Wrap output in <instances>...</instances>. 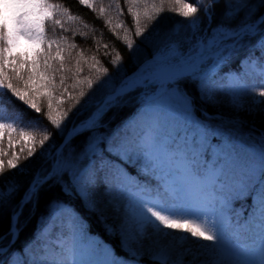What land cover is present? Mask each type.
Wrapping results in <instances>:
<instances>
[{
  "label": "snow or ice",
  "instance_id": "1",
  "mask_svg": "<svg viewBox=\"0 0 264 264\" xmlns=\"http://www.w3.org/2000/svg\"><path fill=\"white\" fill-rule=\"evenodd\" d=\"M79 3L89 8L92 4L89 0H79ZM128 11L133 16L135 35L141 37L148 28V23L155 21L163 12L164 0L160 6L155 3L147 5L146 0H125ZM144 3L143 11L140 4ZM172 3L176 6L172 7ZM222 5L225 10L226 23H221L207 38H201L200 50L195 56L187 58L179 55L174 49L169 55L162 57L156 64L153 78L161 77V83H171L176 85L172 91V100L179 108L181 117L186 127L193 128L201 133L200 148L192 149L187 144L178 143L173 134H162V125L158 113L150 104H145L138 118H134L121 133L114 136L108 146L109 154L123 163H131L140 166L145 176L155 178L156 185L140 184L129 177L121 164L115 160H102L98 169L95 162L82 171L73 172V191L84 202L89 211L98 212L101 221L105 220V208L98 200L96 191L101 172L105 174L106 182L113 186L115 190L128 193V203L125 207L126 230L125 236L128 241V248H124V238H121L122 250L129 251V255L135 257V253L143 246L145 238L155 236L153 243L159 250L162 257L160 264H168L166 257L175 251L179 245H194L197 249L206 250L211 255V259L204 264H264V147L261 148L258 159L256 154L241 166L238 175L232 179L226 178L224 165L216 167L217 161L205 165L202 160L205 151L204 145L207 142V129L194 112V104L186 93L178 87V82L182 79L200 80L201 83L207 78L200 76L201 66L205 60L214 58L218 62L224 58L225 52H234L242 47L245 41H255L264 51V0H196L195 4L188 0H171L169 11L177 13L184 18L193 17L198 10L203 11L206 18L211 19V13L215 6ZM116 6L119 9L118 0ZM61 5L50 4L47 0H0V143L7 134L9 146H13L12 134L30 142L26 148L21 147L20 153L27 152L24 159L33 157L36 153V140L33 132L26 131L25 127L19 126L25 123L24 115L17 112L15 118L9 122L3 115L6 93L5 88L10 90L24 104L35 109L37 113L41 111L35 102L26 97L8 82V77L4 72L5 53L10 52L17 37L23 36L28 40L38 44H47L48 51L42 54L43 70L41 71L33 62V74H39L42 81H47L45 87H55L51 83L53 76L50 73H59L64 70L62 48L57 40H48L45 36V22L51 21L53 25H59V19L54 18V11L60 10ZM65 13L67 9L63 10ZM231 15H227L228 12ZM260 14L257 15V12ZM104 12V8H100ZM243 17L238 23L233 24L240 14ZM141 18L148 23L141 26ZM69 20L74 17L69 16ZM107 23H111L108 21ZM199 19L190 20L188 26L199 27ZM117 24L116 27H121ZM128 49L133 48V41L128 36L127 31L123 37ZM151 39V34L144 36L141 43ZM56 44L55 55L52 53V45ZM75 47V45H70ZM106 48L107 45H104ZM107 55V53H105ZM38 55H41L38 53ZM95 63L99 61L92 58ZM60 60V66L53 67L51 61ZM120 60L117 54L110 61L116 64ZM250 75L259 78L258 88L252 91L261 98H264V62L255 63ZM79 65V60H77ZM14 72L18 69L13 68ZM81 71L79 66L77 72ZM95 90L87 95L83 89L78 96L74 97L76 103H80L78 115L88 113L87 117L79 125H74L70 136H87L81 156L85 160H90L97 155L101 141L94 135L99 127L104 113L120 103L122 97L130 92L136 85L143 83L148 77L134 74L128 80L115 86L112 77L101 80V76L108 72L107 68H97ZM32 76H29V81ZM89 89L93 88V79L84 81ZM60 83H64V77H60ZM240 85L241 91H247L245 82L239 79L236 81ZM264 106V99L258 101ZM7 104L11 105L8 98ZM14 108V105H13ZM47 119L63 133L61 129V118L68 115L67 111L58 112L56 116L52 114V103L49 98ZM94 109V110H93ZM71 109H69L70 111ZM60 117V118H57ZM28 124L37 122L29 121ZM214 134V133H213ZM51 133L45 129L39 145L49 139ZM187 140V138H185ZM52 146L50 145L49 148ZM241 150H246V146L239 145ZM39 153L41 159H46V152ZM6 155L3 148H0V157ZM237 153L233 151L232 156H225L226 161L235 160ZM20 155L15 151L12 157L7 160L8 169H17L15 173L5 176V161L0 159V208L11 204L16 196L23 194L11 214L10 226L7 233L0 236V241L9 236L15 240L18 237L20 228L19 221L23 215L25 207L32 205L33 208L38 203L42 189L53 179H62L69 164L61 160L47 171L39 168L35 172L31 171L29 165L18 166L17 161ZM31 176L27 182V187L21 183L18 177ZM253 200L252 211L248 219L241 225L237 222L233 225V205L239 201ZM51 213L49 217H51ZM106 230L112 232L106 225ZM231 231L232 237L226 239V234ZM82 225L74 219L73 234L71 240L59 239L56 243H48L47 240L34 238L39 248L40 256H35L29 260H13L11 264H125L124 259L115 254L114 249L102 248L100 241H93L87 249L80 248L76 243V236L81 234ZM187 233L194 240L189 239V235H178ZM51 234H49L50 238ZM244 238L248 243H234ZM199 240L211 243L200 244ZM162 241H167L163 243ZM187 251L192 252L189 248ZM6 249L0 247V253H5ZM193 256L197 253H192ZM102 256L103 258H99Z\"/></svg>",
  "mask_w": 264,
  "mask_h": 264
},
{
  "label": "trees",
  "instance_id": "2",
  "mask_svg": "<svg viewBox=\"0 0 264 264\" xmlns=\"http://www.w3.org/2000/svg\"><path fill=\"white\" fill-rule=\"evenodd\" d=\"M47 2L54 5H61V9L56 10L53 13L54 18L59 19L61 23L59 25H53L51 21L45 22L46 38L48 40H57L59 46L63 49L61 56L63 57L64 70L59 73H50V75L53 76L51 83L54 84L55 87H45L44 85L47 81H42L39 74H33L32 69L33 62H36L39 69L41 71L43 70L42 54L48 51L47 44H40V48L38 50H32L30 57L21 56L22 65L19 60L20 54L17 53L14 56L15 58L12 62L13 65L11 67L10 65L4 66V72L8 77V82H11L14 87L30 99L34 91L37 97L33 102H35L41 109V111L37 113L35 109L30 108L27 104H24L16 96H14L10 90L7 88L3 90L7 94L4 98L5 106L16 114L19 112L24 115L25 123L20 124L19 126L25 127L26 131L34 129L36 133H39V136H35L36 153H34L33 157L24 159L27 152L25 150V152L20 153V144L14 148V151L21 157L17 161L18 166L27 164L30 166L32 172H35L39 168H44L49 171L54 161V156L49 157L48 155L46 159H41L37 154L40 148L38 141L42 138L43 131L47 129V131L51 133L49 137H51L53 147H56L61 142L69 126H73L76 123L81 122L88 115V113H84L82 115L77 114L80 108V103H76L73 98L78 96L80 90L83 89L86 96L81 98L82 103V100L87 98V95L91 94L95 90L98 83L94 79L97 74V68H107L108 72L101 76V80L112 77L115 82V86L117 87L123 79L131 75L133 72L142 70L153 57L157 56L167 47L173 46L178 52H184V50L190 46V44L202 33L203 30H206L207 35L210 36L213 29L217 28V26L221 23L227 22L225 10L222 5L214 7L212 13L210 14L211 19L209 20L206 18L204 12L200 10H198L193 17L181 19L176 17L178 14L169 11L171 0H164L163 12L160 13L159 17L155 21L148 23L141 18V26L148 23V28L141 37H137L135 35L133 16L129 13L128 5L125 3V0H118L119 9L116 6V0H89L92 4L91 8L80 4L79 0H47ZM188 2L195 4L196 0H188ZM253 2H258V0H253ZM146 3L149 6L153 3L160 6L161 0H146ZM175 6L176 5L172 3V7ZM101 7L104 8L103 13L100 12ZM139 7L140 10L143 11L145 4L141 3ZM64 9H67L66 13L63 11ZM260 11H264V9H260ZM260 11L257 12V15L260 14ZM175 14V20L173 19L172 21L171 19ZM227 15L230 16L231 12L229 11ZM243 15L244 14L241 13L236 20L232 21V23H238ZM69 16L74 17V19L69 20ZM194 18H198L200 21L198 28L188 26L190 20ZM108 21H111V23H107ZM118 23L122 25L119 28L116 27ZM126 31L128 36L133 41L132 49H128L127 44L123 39H118V37H123L126 34ZM150 34L151 39L147 42L141 43L143 37ZM26 40L29 41L27 38ZM70 45H75V47H70ZM104 45H107V47L105 48ZM56 49L57 45L53 44L51 48L53 55H55ZM38 53L41 55H38ZM105 53H107V55ZM117 54L120 55V60L116 64L110 63L111 59ZM93 57H95V60L99 61V63H95L92 59ZM263 57L264 51L261 50L257 42L245 41L242 47L238 48L236 51L231 53L225 52L222 69L210 76H206L207 78L203 81V83H201L200 80L192 79H182L178 82V86H182L183 90L191 97L192 101L196 103L195 116L202 121L203 124L208 126L217 125L219 133L207 131L208 142H217V146L222 147V144L226 141L233 139L232 141L234 142L236 138V136L224 135H232L233 131H237L239 133L249 131L253 132L254 136H248V138L253 139L258 147H263L264 138L261 137L260 131H263L264 133V127L261 128V125L253 122V125L255 126L253 130L247 127L249 122L243 123V121H239L234 118V120H229V118L232 117L222 114L216 107L213 108L205 97L208 92L217 94H220L221 92H229L245 97L255 94L252 89L254 87L258 88L260 83H258L252 75H250L252 72L250 62L254 60L253 62L258 64ZM77 60H79V65H77ZM51 63L53 67L58 68L61 61L53 60ZM21 66L24 68L22 69ZM78 66L81 69L79 72H77ZM13 68H17L18 71L22 70V73L25 70L29 71V75L32 76V91L25 88L22 89L20 87L18 76L22 73L14 72ZM226 70L243 72L245 74L244 77L246 78L243 82L246 83L248 90L241 91L238 83H234L232 85L224 84L220 73ZM61 76L64 77L63 84L60 83ZM86 78L94 80L92 89H89L87 84L84 82ZM57 90L60 92L59 94L61 100L59 101V104H56L55 106L52 105V114L56 116L57 114L55 115V113L63 111L68 112L66 117L61 118V129H63L62 134H60V130L52 125L47 119V113L49 111V98H51V103L54 104L56 102L54 99L56 97ZM8 98L11 99V105L7 104ZM134 99L136 100V95L134 93L131 95H125L120 100V103L108 109L102 116L99 127L95 131L94 135L102 138L104 135L112 133L120 123L134 113L135 107L138 106V102H134ZM69 109L71 110L69 111ZM200 112H206L208 115L218 114L219 117L202 116V113ZM29 121H38L39 123L38 125L35 123L28 124L27 122ZM178 123L179 122H176V125ZM172 126L175 125L172 124ZM164 128L166 130L172 129L167 123L164 125ZM88 135H90V133L73 136L64 144L59 152V158L61 159L62 154L63 160H69L71 162V166L74 167V170L72 171L70 169L68 172L63 174L62 179H53L46 184L42 189L40 199L34 208L32 205L25 207L24 213L20 217L19 221L20 231L18 237L12 242H10L11 236L3 241H0V247H6V252L0 254V264H3L5 259L12 254L22 257L24 253L36 245L34 238H38L39 229L49 220V214L51 213L50 206L56 201H61L69 205V209L74 212L76 221L82 225V228L85 229L88 234L98 237L100 241L110 246L111 249H114L117 256L127 261L128 258L124 252L120 250L117 240L106 232L104 226H102V223L98 217H96V214L89 211L85 207L84 202H82V200L73 193L71 187L73 184L72 178L74 171H82L84 168L89 167L93 161L96 166L98 160H115L116 163L122 165L129 177L133 178L135 181L140 180L139 177L132 172V170L127 168V166L111 155L104 154L102 156H94L90 160H85L81 156V152ZM186 137L187 136H184L182 139H185ZM106 141L107 136L103 137L101 140L100 145L102 151H105V149L107 151ZM238 141L243 143L248 142L247 139H238ZM53 147L49 152L52 153ZM231 147L233 149L232 151L237 153L234 162H229L224 159L221 163L224 165L226 178L229 180L235 175H238L242 164L250 158V154L240 153L238 143L234 142ZM8 153H11V150H9ZM9 155L11 158L12 154ZM1 159L5 161V176H9L16 172V169L7 168L6 162L9 159L8 157H1ZM237 160H240L241 162ZM18 179H20L24 187H27V182L31 179V176H22L18 177ZM98 184H100L98 189L99 187L109 186L103 172L99 175ZM22 194L23 189L11 204L0 208V236L8 232L11 214L15 208V204L19 202ZM252 204L253 200L251 198L244 201V204L239 212V216L234 220L233 225L237 222L243 225L245 220L248 219L249 213L252 211ZM229 236L232 237L231 231H229ZM246 241L247 240L242 237L238 242ZM143 264L158 263L147 260L143 261Z\"/></svg>",
  "mask_w": 264,
  "mask_h": 264
},
{
  "label": "rangeland",
  "instance_id": "3",
  "mask_svg": "<svg viewBox=\"0 0 264 264\" xmlns=\"http://www.w3.org/2000/svg\"><path fill=\"white\" fill-rule=\"evenodd\" d=\"M176 14L172 17V19H171L172 21H173L174 17L176 16ZM176 17H179L181 19H185L184 17H181L179 15ZM199 37H198V39H196L195 43H193L192 47L190 48V51H195L196 48L201 43V39ZM39 48H40V44H38L34 41H31V40L27 41L26 38L23 36L17 37L14 44L12 45V47L10 49V52L5 53L4 66L10 65V67H11L13 65L12 62L14 61V58H15L14 56L17 53L20 54L19 60L21 62L22 61L21 56L22 57L23 56L30 57L32 50H38ZM166 49H167L166 52L162 51L161 52L162 54L159 53L158 54L159 56H157L155 58V60L144 69L143 74L148 73L150 70L154 69L155 64L162 57L169 55L170 50H172V49L175 50V48L173 46H170ZM175 51L183 57L186 56V54L183 55V54H180L177 50H175ZM188 53H190V52H188ZM160 54L162 56H160ZM253 61L254 60H252L250 62L251 71L254 68ZM262 62H264V57L260 60L259 63H262ZM213 63H214V61L212 62V60L210 59V60H207L205 62V65L207 67H210V66L213 67L212 66ZM21 65H22V62H21ZM21 68L23 69L24 67L21 66ZM18 72L22 73V70L17 71L16 73H18ZM140 72H138L136 74L139 75ZM220 74H221V77L224 81V84H226V85H232V84L236 83V81L238 79L241 82L246 80V78L244 77L245 74L243 72H238V71L234 72V71H227L226 70V71H222ZM29 76H30L29 71L25 70L18 77H19L20 87L22 89L25 88V89L32 91L33 90V88H32L33 83H32V80L29 81ZM252 77L254 79H256L258 83H260L259 78L254 77V76H252ZM174 87H176V85H172V84L167 85V86H163L161 88L157 87L155 85H149L146 88L142 89L138 94H136V100L134 99V102H138V106L135 107L134 113L132 115H130L122 123H120L114 129V131L112 133H109V134L103 136V137L107 136V141H106L107 142V147H106L107 151H106V149H105V151H102L101 145H100V148L97 150L96 156H102L104 154L110 155L109 151H108V146H109L110 140L114 136H116L117 133L122 134V130L125 128V125L128 124L134 118H138V114L141 112V110L145 106V104L149 100H151L155 97H156V99L154 101L149 102L147 104H150L151 107L153 109H155V111L158 113V115L160 117L161 125H162V134H164V135L173 134L176 137V140L178 143L187 144L192 149H199L200 148L201 133L199 131L193 129V128L186 127V125L184 124L183 119H182L181 114H180V110L175 105L174 101L172 100V91H173ZM178 87L180 88V90L182 92L186 93L183 90L182 86H178ZM59 93H60L59 90H57L56 91V97L54 96L55 97L54 100H56V102L54 104H52L54 106L56 104L60 103L59 101L61 99H60ZM31 96L33 97V98L31 97L32 101H34L35 98L37 97V95L34 91H33ZM205 97H206V100L209 102V104L213 108L216 107L217 109H219V111H221L222 114H224L228 117H232V118H229V120L234 118V119H237L239 121H243V123L249 122L247 127H249L250 129H253V130L255 127L253 125V122L261 125L260 126L261 128L264 127V106H262L258 103L259 100L264 99V98H261L256 94H253L249 97H245V96H242L239 94H234V93H229V92H221L220 94L208 92L207 95H205ZM82 102H83V100H82ZM193 104H194V112H195L196 111V103L193 102ZM200 113H202L201 114L202 116L208 117V114L206 112H204V113L200 112ZM56 114L57 113H55V115ZM2 115L9 122H11V120L15 118L16 113L9 110V108L7 106H4V111H3ZM217 116H218V114H217ZM222 119H226V118H222ZM176 122H179V123L176 125ZM166 123L172 129L166 130L164 128V125ZM172 124L175 126H172ZM203 125L207 129V131L219 133L217 125H215V126H208L206 124H203ZM69 127L71 128V126H69ZM67 130H69V128ZM30 132H34L33 133L34 136H39V133H36L34 129H31ZM260 134L262 135L261 137L264 138L263 131H260ZM184 136H187L186 137L187 140L182 139V138H184ZM224 136H236L234 142L238 143L239 145L243 144L246 146V150L240 149V153L241 154H246V153L250 154V157L252 156L253 153H255L256 158L258 159V155H259V152L261 150V147H258L256 145V142L253 141V139L248 138V136H254L253 132L246 131L243 133H239L237 131H233L232 135L228 134V135H224ZM103 137L102 138L97 137V138L101 141L103 139ZM8 139H9V137L6 134L3 137L2 143H0V148H3L4 151L6 152V155L3 157H5V158L8 157L9 159H10L9 154L13 153V151L15 150L14 148L18 144H20L21 147L26 148L27 144L30 143V142L26 141L24 138L19 137L16 133H13L12 134L13 146L10 147L9 143H8ZM238 139L239 140L240 139H247L248 142L243 143V142L238 141ZM230 140L223 143L222 147L217 146V142H215V143H210L208 141L206 142V144L204 145L205 151H204L203 156H202V160L205 162L206 166L209 164H212V162L214 160H216L217 161L216 167H219L221 165V163L224 161L226 155L232 156V153H233L232 150L233 149H232L231 145H233L234 142L232 141L233 139L231 141ZM50 145L53 147V142L51 140V137H49V139L44 142V145H42V146L39 145L40 148H39L37 154L39 155V153L42 150L47 149L48 151L46 152V157L48 155L50 156L51 152H49V151L52 148V147L49 148ZM263 147H264V143H263ZM55 148L56 147H53V150ZM9 150H11V153H8ZM53 150H52V152H53ZM227 152H229V153H227ZM57 158L58 159H56L55 165L61 160L59 158V154L57 155ZM0 159H1V157H0ZM64 161H67L69 164V167H68L66 172H68L70 169L73 171L74 167L71 166V162L69 160H64ZM101 161L102 160H98L96 163L97 164L96 166L98 169L101 166ZM232 161L234 162V160H232ZM237 161H240V160H237ZM120 162L122 164H124L125 166H127V168L132 170V172H134V174L137 177H139L140 181L137 180V182H139L142 185L145 183H148V184H151L153 187H155L156 179L145 176L142 169L140 168V166H138L136 164H131V163H123L122 161H120ZM233 162H232V164H233ZM16 171H17V169H16ZM72 183H73V178H72ZM72 185H71V187H72ZM99 185L100 184L97 185L96 195H97L98 200L101 202V204L105 208V220L101 221L98 212H93V211L92 212L96 214V217H98V219L102 223V226H104L105 230H106V225L108 228H111L113 230L111 233L108 232L107 230H106V232H108L110 235H112V237L115 240H117V242L119 243V246H120V250L122 252H124V254L127 256V258H128L127 261L124 260L125 264H143V261H147V260L160 264L162 257L160 256L159 250L156 248V245L153 243V241L156 239L155 236H151V238H145L143 246L140 247L139 250L135 253L134 258H133V256L129 255V251L122 250L121 238H124V241H125L124 242V248L125 249L128 248V241H127V238L125 236V230H126L125 207L128 203L127 197L129 194L128 193L122 194L121 192L115 190V188L111 185H109L108 187H99V189H98ZM72 191H73V189H72ZM73 193L79 199H81L74 191H73ZM243 204H244V201H239L233 205V209H234L233 216H232L233 222L235 219L238 218L239 212H240ZM50 208H51V214L52 215L49 218V220L47 221V223H45L39 229L38 239L47 240L48 243H56L59 239L71 240L72 234H73V223H74V219H75L74 212H72L69 209V205H67L61 201L53 202L51 204ZM49 234H51L50 238H49ZM178 235H189V234L178 233ZM225 238L226 239L231 238L229 236V232L226 234ZM189 239L194 240L195 238H192L189 235ZM93 241H100V240L98 239V237H95L91 234H88L85 231V229H83V228H82L81 234H78L76 236V243L78 245H88L89 246V244L92 243ZM100 242H101L102 248L111 249L110 246L106 245L102 241H100ZM162 242L167 243V241H162ZM233 242L234 243H240V244L248 243V241L238 242L235 240H233ZM198 243L206 244V243H211V242L199 240ZM189 248L192 249V252L187 251V249H189ZM192 253H197V254L194 257ZM34 256L36 258H39V256H40L39 248L37 245H35L33 248L29 249L26 253H24V255L22 257H18L17 255H13V254L8 256L5 259V262L3 264H11V262L13 260H21V261L29 260L30 261ZM99 258H103V257L100 256ZM166 259H167L168 264H204L205 261L211 259V255L208 254L206 250L197 249L194 245H191V244H185L183 247L178 245L176 247L175 251L172 252L169 256H167Z\"/></svg>",
  "mask_w": 264,
  "mask_h": 264
},
{
  "label": "bare ground",
  "instance_id": "4",
  "mask_svg": "<svg viewBox=\"0 0 264 264\" xmlns=\"http://www.w3.org/2000/svg\"><path fill=\"white\" fill-rule=\"evenodd\" d=\"M200 50V45L198 46L197 50H196V53ZM196 53L193 55L195 56ZM206 61V60H205ZM153 72H154V69H152L150 72L146 73V74H143L144 76L148 77V79L144 80L143 83H140L138 85H136L135 87L137 86H141V87H146L147 85H156L158 87H163L164 85L168 84V83H161V77H156V78H153ZM134 87V88H135ZM78 245V244H77ZM80 248H83V249H87L88 245H78Z\"/></svg>",
  "mask_w": 264,
  "mask_h": 264
},
{
  "label": "water",
  "instance_id": "5",
  "mask_svg": "<svg viewBox=\"0 0 264 264\" xmlns=\"http://www.w3.org/2000/svg\"><path fill=\"white\" fill-rule=\"evenodd\" d=\"M72 129L68 130L64 136V138L62 139L61 143L58 145L57 147V152H59V150L63 147V145L73 136H70L69 134L71 133Z\"/></svg>",
  "mask_w": 264,
  "mask_h": 264
}]
</instances>
